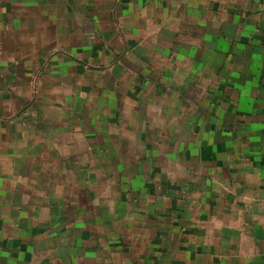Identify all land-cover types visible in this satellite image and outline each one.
<instances>
[{
	"label": "crops",
	"instance_id": "0c3cea01",
	"mask_svg": "<svg viewBox=\"0 0 264 264\" xmlns=\"http://www.w3.org/2000/svg\"><path fill=\"white\" fill-rule=\"evenodd\" d=\"M0 264H264V0H0Z\"/></svg>",
	"mask_w": 264,
	"mask_h": 264
}]
</instances>
